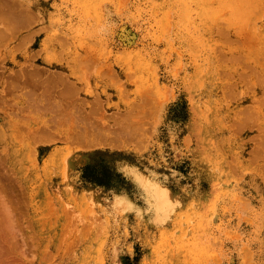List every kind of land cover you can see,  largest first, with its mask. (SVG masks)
I'll return each mask as SVG.
<instances>
[{
    "label": "rangeland",
    "instance_id": "rangeland-1",
    "mask_svg": "<svg viewBox=\"0 0 264 264\" xmlns=\"http://www.w3.org/2000/svg\"><path fill=\"white\" fill-rule=\"evenodd\" d=\"M0 1V264H264V0Z\"/></svg>",
    "mask_w": 264,
    "mask_h": 264
},
{
    "label": "bare ground",
    "instance_id": "bare-ground-1",
    "mask_svg": "<svg viewBox=\"0 0 264 264\" xmlns=\"http://www.w3.org/2000/svg\"><path fill=\"white\" fill-rule=\"evenodd\" d=\"M0 2L2 3V1H0ZM1 3H0V5H1ZM6 3H7V2H6ZM6 3H5V4H2V6H0V12H1V13H0V26H1L2 23H4V22H5L4 25H5V24H9V23H10L9 25H12V24H11L12 22H16V23H19V24H20V22H22V23H28V22H29L28 20H30V17L32 16V15L29 14L30 12L28 13L29 16H28L27 13H25V11H23V12H24L23 14H25V15H23V14L19 15V14H17L18 11L16 12L15 8L13 9V6H14V5L9 4V3L6 4ZM14 10H15V13H16L17 15H14V14H15V13H14ZM2 11H3V12H2ZM13 13H14V14H13ZM19 13H21V11H20ZM26 15H27V18H26V17H24V18H25V20H26L27 22H23L24 19H23L22 16H26ZM15 16H16V17H15ZM14 17H15L16 19H15ZM217 18H218V17H217ZM217 18H216V20H217ZM5 20H6V21H5ZM14 20H15V21H14ZM17 21H18V22H17ZM6 22H7V23H6ZM8 22H9V23H8ZM4 27H5V29L8 28V30H7V29L5 30V29H3V28L0 27V39H1V38H2V39H6V36L9 34V32L12 33V28H9L7 25H5ZM1 29H2V30H1ZM9 29H10L11 31H10ZM8 31H9V32H8ZM7 33H8V34H7ZM9 35H10V34H9ZM7 37H8V36H7ZM2 39H1V40H2ZM32 70H33L34 73H35V72H37V70H40V69H37V70L35 71V68H34V69H32ZM29 72H30V71H29ZM38 72L40 73V71H38ZM31 73H32V75H33V72H31ZM31 73H30V75H31ZM24 74L26 75V73H24ZM28 74H29V73H28ZM28 74H27V75H28ZM37 74H38V73H37ZM37 74H36V76H34V78L38 76ZM21 76H22V75H21ZM21 76H20V77H21ZM25 77H27V76H24V78H25ZM32 77H33V76L29 77V79L32 78ZM16 78H17L18 80H17ZM16 78H15L16 81L23 80V77H22V79H20V80H19L18 77H16ZM29 79L27 78V81H26V79H25L26 82H25V81H24V82H25L26 84H27V83H30V82H29V81H30ZM35 79H36V78H35ZM52 79H53L52 81H57V80H55L56 78H52ZM257 79H258V78H257ZM259 79H260V78H259ZM33 82H35V83H33V84L38 85V86L34 85L35 88L39 89L38 87H41V86H39V82H37V79H36V81L33 80ZM4 83H5V81H4ZM37 83H38V84H37ZM11 84H12V83H11ZM11 84H10V85H11ZM30 84L32 85V81H31ZM48 84H49V83H48ZM48 84H46V86H48ZM12 85H13V84H12ZM12 85H11L10 87H11V88H14V86H12ZM19 85H20V84H19ZM31 85H29L28 87H27V85H24V86L22 85V87L24 88V87L26 86V89H27V88H28V89L30 88V90H31V89H32V88H31V87H32ZM44 85H45V84H44ZM44 85H43L42 87H46V86H44ZM8 86H9V84H7V87H8ZM50 86H53V85L50 84L47 88H50ZM42 87H41V88H42ZM69 87L71 88V86H69ZM69 87H68V88H69ZM3 88H4V87H3ZM8 88H9V87H8ZM8 88H6V91H7V92H9L8 90H10V91H15V90H11V89H8ZM19 88H20V87H19ZM47 88H45V91H46ZM51 88H52V87H51ZM70 88H69V91H70ZM262 88H263V87H262ZM7 89H8V90H7ZM16 89H17V88H16ZM20 89H21V88H20ZM37 89H36V90H37ZM30 90H29V91H30ZM34 90H35V89H34ZM34 90H33V91H34ZM71 90H72V92L74 93V89L71 88ZM31 91H32V90H31ZM47 91H48V89H47ZM49 91H50V89H49ZM69 91L66 90V93L69 92ZM34 92H35V91H34ZM3 93H4V92H3ZM31 93L34 94L33 92H30V94H31ZM52 93H53V92H52ZM45 94H46V92H45ZM68 94H69V93H68ZM68 94H65V93H64L62 96H66V95H68ZM70 94H71V91H70ZM263 94H264V93H263ZM28 95H29V94H28ZM29 96H30V95H29ZM24 97H25V96H24ZM24 97H23V98H24ZM43 97H44V96H43ZM28 98H29V97H28ZM28 98L26 99V97H25V100L28 101ZM36 99H37V97H36ZM34 100H35V99H34ZM34 100H33V101H34ZM29 101H31V100H29ZM33 101H32V102H33ZM39 101H40V100H38L37 103H38ZM54 101H55V100H54ZM54 101H53V103H54ZM24 102H25V101H24ZM34 102H35V101H34ZM28 104H29V103H28ZM34 104L36 105V103H34ZM34 104H33V105H34ZM30 105H32V104H30ZM30 105H29V106H30ZM37 105H39V103H38ZM37 105H36V106H37ZM40 105H42V106L44 105V107H45V99L42 100V101L40 102ZM29 106H28V107H29ZM36 106H34V108H35ZM42 106H40V107L42 108ZM52 106H53V105H50L51 108L49 107V109H50L51 111L54 110V107H52ZM30 107H31V106H30ZM40 107L37 106L36 108L38 109V108H40ZM15 108H16V107H15ZM18 108H19V107H18ZM32 108H33V107H32ZM34 108H33V109H34ZM36 108H35V109H36ZM55 108H56V107H55ZM49 109H47V110H49ZM58 110H59V109H58ZM39 111H40V109H39ZM55 111H56V110H55ZM29 113H30V112H29ZM28 115H29V114H28ZM42 116H43V115H42ZM29 119H30V118H29ZM33 119H34V118H33ZM47 122H48V120H47ZM42 126H43V125H42ZM84 126H85V125H84ZM58 127H59V126H58ZM30 130H31V129H30ZM32 130H33V129H32ZM45 131H46V130H45ZM53 131H54V130H53ZM43 132H44V131H43ZM91 133H92V132H91ZM67 134H68V133H67ZM83 134H84V133H83ZM92 136H93V135H92ZM64 138H65V137H64ZM84 138H85V137H84ZM86 138H87V137H86ZM92 140H93V139H92ZM67 141H68V140H67ZM262 154H263V153H262ZM260 155H261V154H260ZM6 196H7V195H6ZM3 199H4V198H3ZM3 199H2V201H1L0 203L3 202ZM0 200H1V199H0ZM5 202H7V201H4V204H5ZM1 205L5 207L6 204H5V205L1 204ZM4 207H2V208H4ZM6 209L8 210L7 206H6ZM4 210H5V208H4ZM7 210H5V211H7ZM8 212H9V210H8ZM8 212H6V213L9 215V219H10V215H11V213H8ZM4 215H5V214H4ZM0 229H1V228H0ZM2 229H3V228H2ZM1 232H2V231H1ZM1 239H2V238H1ZM7 239H8V238H7ZM8 242H9V241H8ZM10 243H11V241H10ZM8 244H9V243H8ZM0 245H1V244H0ZM4 245H5V244H4ZM5 246H6V245H5ZM5 246H4V247H5ZM1 248H3V247L0 246V249H1ZM1 250H2V249H1ZM1 250H0V251H1ZM6 251H7V250H6ZM1 252H3V251H1ZM1 252H0V254H1V255L3 254V256H4V254L6 253V252H3V253H1ZM1 255H0V256H1ZM3 256H2V257H3ZM5 257H8V255H5L3 258H5ZM0 259H1V257H0ZM5 259L7 260V258H5ZM8 259H9V258H8ZM14 259H15V258H14ZM14 259H13V260H14ZM8 261H9V260H8ZM17 261H18V260H17ZM0 262H3V261H0ZM4 262H5V260H4ZM10 263L12 264V262H10ZM16 263H17V262H16Z\"/></svg>",
    "mask_w": 264,
    "mask_h": 264
}]
</instances>
